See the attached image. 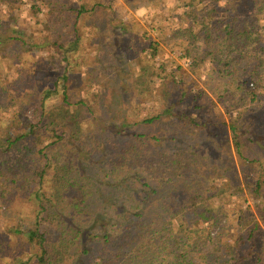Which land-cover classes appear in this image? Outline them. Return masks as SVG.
I'll use <instances>...</instances> for the list:
<instances>
[{
  "label": "trees",
  "instance_id": "1",
  "mask_svg": "<svg viewBox=\"0 0 264 264\" xmlns=\"http://www.w3.org/2000/svg\"><path fill=\"white\" fill-rule=\"evenodd\" d=\"M121 1L0 0V263L264 264V0Z\"/></svg>",
  "mask_w": 264,
  "mask_h": 264
},
{
  "label": "rangeland",
  "instance_id": "2",
  "mask_svg": "<svg viewBox=\"0 0 264 264\" xmlns=\"http://www.w3.org/2000/svg\"><path fill=\"white\" fill-rule=\"evenodd\" d=\"M138 4L139 5L137 7V10L133 11L129 8V6H124L122 1L120 0L119 5L115 8L114 16L111 17L112 19H114V24L119 23V20L121 18H119L118 15L120 13H123L125 15V18L128 19V17L129 18L133 17V18H135L137 24H139L140 26H143L145 29H147L146 24H145V20H146V13L149 11L150 6H145V3H141V2H138ZM125 7H127V8H125ZM113 12H112V14H113ZM133 23L134 22H132V21L126 22V24H128L129 26L130 25L132 26ZM134 31H135V29L132 27L127 29V33H129L130 36L133 35ZM93 34L96 35V33H93ZM126 65H127V67H130L128 61H126ZM96 74H98V73H96ZM97 76H100V75H97ZM0 227H1V224H0ZM17 255L22 256V257L27 255V252L24 249V247L21 248V250L17 253ZM9 257L10 256H6L0 264H9Z\"/></svg>",
  "mask_w": 264,
  "mask_h": 264
}]
</instances>
